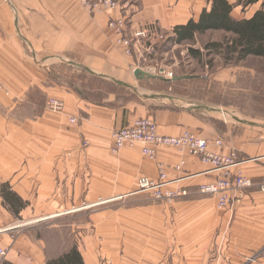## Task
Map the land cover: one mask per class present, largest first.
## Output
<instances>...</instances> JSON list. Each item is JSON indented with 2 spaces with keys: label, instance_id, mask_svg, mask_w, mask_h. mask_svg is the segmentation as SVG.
Wrapping results in <instances>:
<instances>
[{
  "label": "crops",
  "instance_id": "crops-1",
  "mask_svg": "<svg viewBox=\"0 0 264 264\" xmlns=\"http://www.w3.org/2000/svg\"><path fill=\"white\" fill-rule=\"evenodd\" d=\"M139 1V16L142 20L147 18L146 24L159 21L172 27L185 25L192 18L199 19L203 9L212 7L210 0ZM229 2L235 4L236 0ZM263 2L259 0L246 9L236 6L233 17L249 19L262 8ZM105 13L99 12L94 17L77 0H0V230H4L0 233V244L9 249L2 264H48L74 247L81 253L84 264H99L103 249L98 243L92 244L91 218L88 223L78 225L73 218L67 222V217L68 220L57 221L52 226L54 233L68 230L72 234L78 230L72 244L61 236L47 240L26 233L15 235L19 231L16 217L19 221L43 216L60 219L88 212V208H76L75 202L84 205L92 200L91 180L98 196L95 199L118 201V197L136 189L139 177L158 179L160 165L167 171L169 182H174L170 187L177 189H198L199 185L218 177L217 173L206 174L208 167L189 155L183 156L185 165L181 171L174 170L182 157L164 148L158 149L156 160L142 155V145L127 147L119 156H112L111 133L137 117H153L162 135L180 136L184 130L192 129L201 138L223 141V153L236 151L243 160H248L242 166L245 174L255 182H264V124L244 123L243 126L251 127L241 130L227 123L224 127L223 121L216 118L218 114L207 113L210 108L206 109L207 114L204 109L191 110L194 119L186 111L158 108L153 97L140 105L114 107L80 99L65 86L64 92H60L61 72L53 71L55 65L103 77L108 57H118L104 30L108 22ZM107 13L114 19L121 18L117 10ZM227 75L223 73L220 77ZM41 93L47 97L61 93L66 101L65 112H45L44 108L38 111L37 98ZM221 114L226 112L222 110ZM73 116L80 122L76 126L69 122ZM199 117H213L215 122ZM84 142L90 144L88 162L80 157ZM212 150L221 151L214 146ZM68 153L72 156L64 159ZM79 168L87 169L85 174L91 170V180L86 175V181L81 182V176L77 179ZM4 188L18 196L26 207L19 212L12 210L3 194ZM192 208L197 215V219L191 220L197 227L195 235L175 237L177 231H187L188 227L182 226L189 221L185 215ZM176 210L181 214V224L173 231L172 215L177 217V214L171 205L155 203L120 209L115 233L131 230L137 235L127 245L124 240L119 239L120 244L117 241L119 252L111 254L115 255L116 264H246L245 257L264 248V192L258 186L249 190L232 212L217 211L213 199L181 203ZM207 211L211 212V228L200 225ZM153 224L157 235L153 233L152 239H142L140 232L151 231ZM205 233L211 234L208 237ZM104 249L107 250V243ZM124 249L131 250L130 256L122 252ZM255 264H264V259Z\"/></svg>",
  "mask_w": 264,
  "mask_h": 264
},
{
  "label": "rangeland",
  "instance_id": "rangeland-1",
  "mask_svg": "<svg viewBox=\"0 0 264 264\" xmlns=\"http://www.w3.org/2000/svg\"><path fill=\"white\" fill-rule=\"evenodd\" d=\"M105 1L106 0H88V2L85 3L84 0H77V2L81 4L83 8L89 10V12H91L94 17L99 12H106L105 14L108 16V22L107 27L104 30L107 32V36L111 42V49L114 52L118 51L116 52L118 57H108V64L105 66L106 73L103 74V77L87 72H78L75 69L71 70L62 64L55 65L53 71L55 72V69H59L61 72L59 76L60 92H64L63 87L65 86V88L68 87L74 91L77 97L80 99H85L91 103H96L97 105H110L114 107L128 106L132 103H137L140 105L144 102H150L153 97L154 104H157L158 108H172L177 110L179 113H185L186 111L188 115L192 113L191 110L197 111L200 109L199 111H202L201 109H204L206 113V109L210 108L211 111H208L207 113L211 115L215 113L218 114V116L216 115V118L219 117L223 121L224 127H227V125H225V123H227L234 127L236 126L237 128H241V130H244V128H249L253 125L257 126L259 124H264V58L250 57L244 61H233L229 63L227 62V58L221 54L222 50L216 51L214 48H211L212 50H206V46L210 43H220L225 45V43L230 41L231 36L229 34L222 31H211L206 32L203 35H198L192 42H184L179 44L176 42L177 36L174 30L177 26L172 27L170 25H163L159 21H156L152 24H146L147 18L146 20H142V17L139 16L141 13V1ZM113 4L116 6L112 7ZM93 5H96V8H93ZM210 9H203V11H209ZM114 10L119 12L121 18L114 19L110 13H107ZM199 19L192 18L191 20L198 21ZM193 51L200 52L201 55H199V57L197 55H193L195 54ZM102 61H104V58H102ZM138 68L144 70L147 73L149 72L153 75V77L146 78L144 80L137 79L134 76V72ZM223 73L228 75L221 78L220 76ZM95 76H98L100 79L95 78ZM185 76L194 78L188 80H175V78ZM162 79H165L170 83H166ZM220 79L222 81H220ZM225 81L228 83H225ZM61 93L60 96L48 97L45 96L44 93L39 94L37 98L39 103L36 105L38 111L44 108L45 112L58 114L64 113L66 110V101L61 96ZM109 100L112 101L110 102ZM50 103H53L52 106H49ZM192 105L197 106H195V108L192 107ZM212 108L214 110H212ZM222 110L226 112V115L221 114ZM238 117L243 120H240ZM193 118L196 119L195 116H193ZM199 118L200 120H206L207 122H215L212 120L213 117L211 119L201 117ZM140 119H146L154 122L157 126V134L167 137L166 135H162L160 133L158 122L151 116L137 117L126 126L134 124ZM69 122L74 126L80 123L79 119L74 116L70 117ZM244 123L251 124V126H243ZM120 129L122 128H119L111 133L112 156H119L120 153L127 147L131 148L137 145H142V155L150 160H156L158 157V149L164 148L174 151L182 157L178 163V166H174V170L176 169L178 171H181L185 165V157H183L184 155L195 157L190 153V149L186 144L187 142L182 143L184 145L182 147L183 149L178 147L179 144L160 146L156 143L145 144L144 142H139L133 146H125L120 152H114L112 149L114 136L120 131ZM187 133L198 136L195 130L186 129L180 136L168 137H185L188 136ZM198 137L201 138L200 136ZM207 139L210 140L209 138ZM215 141L221 140H214V147L220 148L221 146L215 144ZM221 142L224 143L223 141ZM89 146L90 144L88 142H84L82 144L83 150L80 157L81 160L85 162H88L87 149ZM146 147L154 149L153 158L146 156L144 153V149ZM212 147L213 146H211L210 151H213ZM220 149L221 151L219 153H223L224 144ZM68 156L71 157L72 154H66L64 159H67ZM198 160L201 162V164L208 167L206 174L217 173L218 177L213 181L211 180V182L199 185L198 189L194 188L193 190H189V188L177 189L176 187H170L174 182H169L168 186L163 189L165 191L175 192V194L172 196V198L164 199L166 200L165 202L155 200L151 193L137 194V191H139L140 179L147 178L151 181H158L162 174L166 175V179L168 178V174L166 173L167 171L164 169L163 165H160L158 168V179H153L148 176L139 177L135 184L136 189L128 195L118 197V201L116 199L108 201L95 199L98 196L94 193L95 186L94 182L91 180V170L88 169L89 174H85V168H79L80 170L77 169L79 170V173H77V179L81 176V182L84 180L86 181V175L87 179L91 180L93 184V197L90 202H86L84 205L81 204L82 202L76 201V205H80V207L76 206V208H88V212H78L74 215L63 216L60 219H47L46 216H43L38 218H30V220L19 221V218L16 217L15 223L19 231L15 232V235L18 236L19 234L26 233L32 238H36L37 236L40 238L42 236L47 238V240H54L56 236H61V238H64L65 240L70 239L69 243L72 244L71 241L76 240L74 236L78 237V230L72 234L68 230L61 233H54V231L51 229L52 226L57 221L63 219L68 220L69 218H73L74 223L81 225L84 221L88 223L90 220L89 218H91L93 230L91 233L92 244H94V242L98 243V245H100V247L103 249L99 264L105 258H107L112 264H116L117 262L114 260L115 255L112 256L111 254H115L116 251L119 252L116 248L120 247L119 244L121 241L124 240L125 245H127L132 239H134L133 237L137 235L131 230L124 231L123 233L120 232V234L118 232L115 233L116 214L120 209L129 210L133 209L135 205H154L155 203L167 204L169 206L171 205L177 214V217L172 215L171 224L174 231V227H177L181 224V214H178L176 210L179 208V204L181 203L184 204L186 202H192L195 200L213 199L216 203V210L220 213H226L234 211L237 205H241L247 192L256 186H258L260 190L264 192V182H255L253 178L245 174L242 166L248 162V160H243L242 157L237 154L235 163L231 165V171L238 175V177L235 178L237 181L234 182V189L229 190V192L233 195L240 194L242 199L230 204L229 208L220 209L218 193L204 192L201 187L203 185L214 184L219 178L223 177V174L226 171L223 169L211 171L213 166H221L220 163L213 164L214 160L211 161V163L205 164L200 159ZM86 170L87 169H85V171ZM247 179L251 180L252 182L246 183ZM241 184L248 186L239 187ZM180 190L184 191L180 194ZM210 215L211 212L207 211L206 215H203L204 218L206 217V219H203L204 223L200 224L201 221L199 222V224L204 226V228L212 227L213 221L210 220ZM185 219H188L189 221L184 222V225L186 226H182V228L188 227L187 231L182 233L177 231V233L174 234L175 237H189L193 234L195 235L193 232L197 227L195 222L191 221L197 219L194 208L187 212ZM71 221L72 219H69L67 222ZM101 227L102 229L106 228V230L102 232L100 229ZM148 231L149 230L141 231L140 237L142 239L149 240L152 239L153 233L157 235V233L154 232V224L151 226V231ZM210 234L211 233H205V236L209 237ZM119 239L121 241H119ZM117 241L119 242L118 245H116ZM106 243L107 250L104 249ZM127 250L128 249H124L122 252H125V255L128 257L131 254V250Z\"/></svg>",
  "mask_w": 264,
  "mask_h": 264
},
{
  "label": "built area",
  "instance_id": "built-area-1",
  "mask_svg": "<svg viewBox=\"0 0 264 264\" xmlns=\"http://www.w3.org/2000/svg\"><path fill=\"white\" fill-rule=\"evenodd\" d=\"M85 3L88 0H84ZM107 1V0H106ZM105 1V2H106ZM116 5L113 4L112 7ZM96 8V5L92 6ZM101 11V10H100ZM53 103H50L49 106H52ZM156 124L150 120L140 119L137 120L134 124L128 125L122 129L114 136L113 140V151L120 152L125 146H133L139 142H144L145 144H159L160 146H170V145H178V147L184 146L182 143L187 142V147L190 149V153L193 154L196 158L200 159L204 164L211 163L214 160L213 164L220 163L221 166H213L211 171H215L217 169H223L226 171L223 174L222 178H219L217 182L210 185H203L201 188L204 192H216L219 195V208L226 209L229 208L230 204H233L237 200H241L242 197L240 194H231L229 190H233L234 182L237 181L235 178L238 177L234 172L231 171V165L235 163V158L237 157V153L232 151L229 154L225 155L222 152H213L210 151L211 146H214V141L208 139H202L193 134H188L185 137H164L157 134ZM215 144L221 146L223 143L221 141H215ZM145 154L148 157L153 158L154 149L146 147ZM218 171V170H217ZM208 173V172H207ZM251 180H246V183H251ZM169 181L166 179V175L162 174L161 178L158 181H151L147 178H142L139 181V191L137 194L143 193H151L152 197L155 200L165 202L168 198H172L175 192L165 191L163 188L168 186ZM248 186L245 184L239 185V187ZM184 190H180L181 194ZM235 207V206H234ZM233 207V208H234ZM3 230H0L2 233ZM9 249L2 246L0 244V264L4 262L8 255ZM264 259V248L255 252L251 256L245 258L246 264L258 263ZM100 264H112L109 262L107 258L103 259Z\"/></svg>",
  "mask_w": 264,
  "mask_h": 264
},
{
  "label": "trees",
  "instance_id": "trees-1",
  "mask_svg": "<svg viewBox=\"0 0 264 264\" xmlns=\"http://www.w3.org/2000/svg\"><path fill=\"white\" fill-rule=\"evenodd\" d=\"M211 9L204 10L198 21L191 20L186 25L177 26L174 30L177 36L176 42H192L198 35L206 32L222 31L231 36L230 41L225 45L220 43H210L206 50H222L227 62L244 61L250 57L264 58V2L262 8L258 10L251 18L236 19L233 17V11L236 6H242L244 9L259 2V0H236L230 3L229 0H210ZM193 55L199 57L200 52L193 51ZM98 78V76H95ZM103 80V79H101ZM164 80L166 83L167 80ZM104 81V80H103ZM199 136V135H198ZM5 198L12 210L19 212L26 207L25 203L14 193L4 188ZM48 264H84L81 253L77 247L61 257L51 260Z\"/></svg>",
  "mask_w": 264,
  "mask_h": 264
},
{
  "label": "water",
  "instance_id": "water-1",
  "mask_svg": "<svg viewBox=\"0 0 264 264\" xmlns=\"http://www.w3.org/2000/svg\"><path fill=\"white\" fill-rule=\"evenodd\" d=\"M89 72V71H88ZM91 74H95L94 72H89ZM134 76L137 78V79H140V80H144L146 78H151L153 77L152 74H150L149 72H145L144 70L142 69H137L135 70L134 72ZM194 77H190V76H185V77H178V78H175V80H188V79H193Z\"/></svg>",
  "mask_w": 264,
  "mask_h": 264
}]
</instances>
